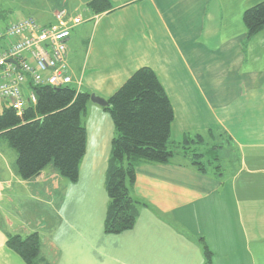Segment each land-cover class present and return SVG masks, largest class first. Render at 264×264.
Masks as SVG:
<instances>
[{
    "label": "crops",
    "instance_id": "crops-1",
    "mask_svg": "<svg viewBox=\"0 0 264 264\" xmlns=\"http://www.w3.org/2000/svg\"><path fill=\"white\" fill-rule=\"evenodd\" d=\"M90 1L65 11L84 20L67 43L70 86L107 100L150 68L173 109L170 141L218 139L220 175L180 154L139 166L133 197L145 206L131 230L105 234L114 126L89 101L76 183L50 166L21 180L16 155L0 149V264H25L6 242L32 233L49 264H205L200 239L211 264H264V30L249 37L242 21L263 0H108L98 14Z\"/></svg>",
    "mask_w": 264,
    "mask_h": 264
},
{
    "label": "trees",
    "instance_id": "trees-1",
    "mask_svg": "<svg viewBox=\"0 0 264 264\" xmlns=\"http://www.w3.org/2000/svg\"><path fill=\"white\" fill-rule=\"evenodd\" d=\"M86 7L94 14L110 9L108 0H91ZM249 37L264 30V0L242 16ZM36 103L21 114L10 107L0 112V138L15 152V170L24 181L53 167L70 183L79 178L85 155L86 131L82 121L90 94L72 86L32 88ZM104 109L112 120L114 137L105 173L108 197L103 231L119 235L133 228L139 208L145 204L133 197L135 171L143 164H168L180 154L186 164L201 173H217L221 167L218 139L201 135L185 136L182 142L170 141L174 114L156 74L147 67L136 70L107 100ZM215 139V138H214ZM205 264L212 252L202 239ZM6 245L25 264H49L41 257L37 233L8 236Z\"/></svg>",
    "mask_w": 264,
    "mask_h": 264
},
{
    "label": "built area",
    "instance_id": "built-area-1",
    "mask_svg": "<svg viewBox=\"0 0 264 264\" xmlns=\"http://www.w3.org/2000/svg\"><path fill=\"white\" fill-rule=\"evenodd\" d=\"M84 22L63 10L55 23L44 26L21 17L0 30V103L17 114L36 103L32 88L72 84L67 62L71 30Z\"/></svg>",
    "mask_w": 264,
    "mask_h": 264
},
{
    "label": "rangeland",
    "instance_id": "rangeland-1",
    "mask_svg": "<svg viewBox=\"0 0 264 264\" xmlns=\"http://www.w3.org/2000/svg\"><path fill=\"white\" fill-rule=\"evenodd\" d=\"M73 2L74 0H0V30L21 17H31L43 24L60 11L67 10L70 13L74 6ZM82 17L85 18L86 15ZM8 107V104L0 103V112ZM0 149L15 154L2 138H0Z\"/></svg>",
    "mask_w": 264,
    "mask_h": 264
},
{
    "label": "water",
    "instance_id": "water-1",
    "mask_svg": "<svg viewBox=\"0 0 264 264\" xmlns=\"http://www.w3.org/2000/svg\"><path fill=\"white\" fill-rule=\"evenodd\" d=\"M90 102L101 107V108H105L107 106V101L94 95V94H90V98H89Z\"/></svg>",
    "mask_w": 264,
    "mask_h": 264
}]
</instances>
